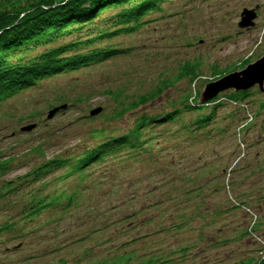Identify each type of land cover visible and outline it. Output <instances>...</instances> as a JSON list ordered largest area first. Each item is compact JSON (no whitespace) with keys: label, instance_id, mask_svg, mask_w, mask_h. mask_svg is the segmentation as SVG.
Instances as JSON below:
<instances>
[{"label":"rangeland","instance_id":"374dc122","mask_svg":"<svg viewBox=\"0 0 264 264\" xmlns=\"http://www.w3.org/2000/svg\"><path fill=\"white\" fill-rule=\"evenodd\" d=\"M244 8L258 13L250 29L238 25ZM120 9H110L97 24L107 27ZM144 20L139 31L96 44L128 52L43 80L0 104V160L12 158L0 177V226L18 222L0 233V264H255L264 258V83L237 104L229 98L233 89L218 93L226 99L204 127L195 119L211 114L214 104L183 112V122L198 128L195 132L167 133L176 132L180 121L148 127L161 150L151 160L145 146L118 168L111 157L95 165L81 183L77 205L64 213L63 205L46 208L21 233L25 195L42 184L6 193L9 181L20 183L50 158L80 153L92 128L124 134L138 114L173 110L185 103L187 92L204 99L210 83L264 55V0H169ZM84 31L63 42L92 33ZM81 46L79 52L89 49ZM188 62L200 63L195 79L184 77L113 118L162 80L175 79ZM118 89L124 91L119 99L112 94ZM98 106L101 112L90 115ZM30 124L34 127L23 130ZM37 145L42 149L35 150ZM135 177L142 182L132 185ZM77 182L72 175L59 181L57 191L69 192ZM50 187L42 192L55 191Z\"/></svg>","mask_w":264,"mask_h":264},{"label":"trees","instance_id":"16d2710c","mask_svg":"<svg viewBox=\"0 0 264 264\" xmlns=\"http://www.w3.org/2000/svg\"><path fill=\"white\" fill-rule=\"evenodd\" d=\"M166 1L169 0H27L26 2L0 0V104L9 100L19 91L36 86L43 80L101 63L110 57L128 52V49L112 46L111 43L101 47H97L96 44L109 41L121 32L139 31L146 23L145 15L161 7V3ZM114 8L121 9L117 14L109 16L107 27H100L97 21ZM84 30L92 31L88 38L63 42L65 38L72 35L81 38L85 35ZM83 44L87 45L89 49L79 52ZM199 66V62L184 64L175 79L162 80L163 85L149 94L140 95L136 101L118 111V114L116 113L113 118L122 117L125 115L124 113L132 111L139 105L154 100L165 89L184 77L195 79ZM112 94L119 99L124 95V91L118 89ZM229 95V98L234 100L243 99L249 95V90L234 91ZM192 96L194 94L187 92L183 99L185 103L165 113L138 114L133 121L132 129L124 134H110L111 130L107 131L104 127L92 128L89 133L91 137L89 144H83L81 149L84 150L80 153H74L68 157L58 155L50 158L24 174V179L20 183L9 181L4 186L6 193L16 190L19 185L28 186L31 182L36 181L42 184L41 187H33L25 195L27 201L21 219L23 223H21L23 226H21V233L23 234L22 231L27 229L26 223L32 222L44 209H54L63 205L61 210L64 213L69 206L77 205L82 196L80 193L81 183L94 173L92 169L95 165L111 157L110 159L115 162V167L118 168L125 160L139 157L140 149L145 146L149 151L145 157L147 160H151L161 150L157 148L158 141L154 142L155 136H152L149 131L150 134H147L148 127L152 128L159 123L180 121L182 126H179L176 132L167 130V133H178L183 128L186 131L195 132L198 128L193 129L191 124L183 122V112L202 109L205 105L191 104L189 99ZM199 97L200 93L196 92L194 100H198ZM219 105L213 106L211 114H201L200 117H196L194 124L199 128L206 126L207 123L215 119V109ZM34 149L42 148L37 145ZM124 149L131 151L128 150L129 152L124 153L122 152ZM137 151L139 153H136ZM122 153L123 155H121ZM11 159L0 160V177L10 169ZM56 170L60 172L55 177L42 178L43 175ZM72 175H75L78 181L73 189L69 192L63 189L57 191L56 187L60 188L59 181L62 182ZM140 182L142 180L135 177L132 180V185ZM126 183L123 184L126 186ZM54 185L55 191H49L47 194L42 192ZM59 218L61 219L62 215ZM17 223L14 221L2 224L0 233L8 231ZM95 229L97 228L95 227ZM255 264H264V258L259 259Z\"/></svg>","mask_w":264,"mask_h":264},{"label":"water","instance_id":"95a60500","mask_svg":"<svg viewBox=\"0 0 264 264\" xmlns=\"http://www.w3.org/2000/svg\"><path fill=\"white\" fill-rule=\"evenodd\" d=\"M257 17V12L254 8H244L241 13V20L239 21V26L242 28H250L255 25V18ZM264 83V56L259 58L253 63L248 64L244 69L231 72L223 76L220 80L212 82L205 89V97L203 100H209L215 97L218 93L228 90L230 88H235L236 90H245L258 84L260 88H263ZM62 105L55 107L49 112V117H51L57 110L65 107ZM102 107L98 106L90 111L91 115H95L101 112ZM33 124L27 125L23 130H30Z\"/></svg>","mask_w":264,"mask_h":264}]
</instances>
